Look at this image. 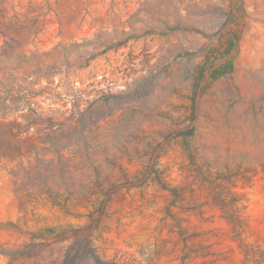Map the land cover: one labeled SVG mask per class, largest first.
<instances>
[{
  "label": "rangeland",
  "instance_id": "rangeland-1",
  "mask_svg": "<svg viewBox=\"0 0 264 264\" xmlns=\"http://www.w3.org/2000/svg\"><path fill=\"white\" fill-rule=\"evenodd\" d=\"M0 264H264V0H0Z\"/></svg>",
  "mask_w": 264,
  "mask_h": 264
},
{
  "label": "trees",
  "instance_id": "trees-1",
  "mask_svg": "<svg viewBox=\"0 0 264 264\" xmlns=\"http://www.w3.org/2000/svg\"><path fill=\"white\" fill-rule=\"evenodd\" d=\"M238 39H239L238 36L234 37V40L232 38H228L230 50L236 47ZM11 258L12 259L15 258V255H12Z\"/></svg>",
  "mask_w": 264,
  "mask_h": 264
}]
</instances>
